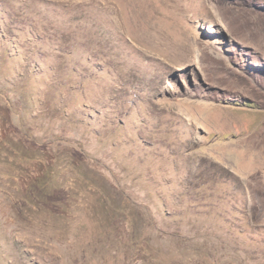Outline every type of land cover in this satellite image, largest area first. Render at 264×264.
Masks as SVG:
<instances>
[{"label":"rangeland","instance_id":"rangeland-1","mask_svg":"<svg viewBox=\"0 0 264 264\" xmlns=\"http://www.w3.org/2000/svg\"><path fill=\"white\" fill-rule=\"evenodd\" d=\"M264 0H0V264H264Z\"/></svg>","mask_w":264,"mask_h":264},{"label":"trees","instance_id":"trees-1","mask_svg":"<svg viewBox=\"0 0 264 264\" xmlns=\"http://www.w3.org/2000/svg\"><path fill=\"white\" fill-rule=\"evenodd\" d=\"M263 132H264V127H263Z\"/></svg>","mask_w":264,"mask_h":264}]
</instances>
